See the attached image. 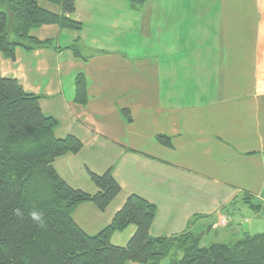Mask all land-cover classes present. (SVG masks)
Instances as JSON below:
<instances>
[{"label":"crops","instance_id":"0c3cea01","mask_svg":"<svg viewBox=\"0 0 264 264\" xmlns=\"http://www.w3.org/2000/svg\"><path fill=\"white\" fill-rule=\"evenodd\" d=\"M71 17L79 32L30 29L55 47L0 53V74L41 96L57 137L81 141L54 161L65 182L94 193L88 171L113 168L119 194L104 211L80 204L73 220L96 233L137 194L156 206L152 236L192 230L202 246L211 233L230 242L264 229V0H75ZM78 74L85 104L74 101ZM238 202L254 212L247 222L235 217ZM219 214H231L224 227Z\"/></svg>","mask_w":264,"mask_h":264},{"label":"trees","instance_id":"16d2710c","mask_svg":"<svg viewBox=\"0 0 264 264\" xmlns=\"http://www.w3.org/2000/svg\"><path fill=\"white\" fill-rule=\"evenodd\" d=\"M74 11L75 0H0V53L13 58L17 46L55 47L51 39L29 35L30 29L56 24L79 32L83 25L71 17ZM68 48L80 56L76 43ZM40 98L0 74V264H159L164 259L167 264H264V232L202 246L200 235L192 230L152 236L156 206L137 194H129L101 230L85 232L73 220L75 208L88 202L104 211L121 187L112 167L101 174L88 171L97 187L94 193L60 177L54 161L77 153L82 143L73 135H55L58 121L43 113ZM74 101H87L82 74L75 77ZM122 113L129 117L126 110ZM156 139L171 146L166 135ZM130 225L134 231L126 243L113 244L112 236Z\"/></svg>","mask_w":264,"mask_h":264},{"label":"rangeland","instance_id":"374dc122","mask_svg":"<svg viewBox=\"0 0 264 264\" xmlns=\"http://www.w3.org/2000/svg\"><path fill=\"white\" fill-rule=\"evenodd\" d=\"M41 4L43 5V6H45V2H41ZM48 4V3H47ZM49 5V4H48ZM10 38L11 39H14L15 38V35L14 34H10ZM243 206H245V205H243L242 203H240V202H238L237 203V209H236V213H235V217H239L240 215H241V219L243 220V218H252V216L254 215V212H253V210H252V208H249L248 206L247 207H243ZM238 208H239V210H238ZM220 215V214H219ZM219 215L217 216V219H216V222L218 221V218H219ZM249 220V219H248ZM238 221H236L235 223H237ZM133 225H130V226H128L127 228H125L123 231H120V232H117L119 235H125V233H127V232H129L130 230H131V227H132ZM216 226H218V227H220L221 225H218V224H216ZM221 227H224V226H221ZM260 230H262V231H260ZM252 231L253 232H264V229H257L256 231H254L253 229H252ZM251 234H255V233H251ZM210 236L211 237H208V238H211V239H209V241H206L205 242V244L206 245H208V244H210V242H216L215 241V238H214V235L211 233L210 234ZM123 237V236H122ZM123 238H125V237H123ZM122 238V239H123ZM207 238V239H208ZM125 240V239H124ZM119 241V242H123V243H121V244H125V242L126 241ZM230 239H223L222 238V240L220 241V242H228ZM217 242H219V241H217ZM115 245H119V244H115Z\"/></svg>","mask_w":264,"mask_h":264},{"label":"built area","instance_id":"2783aa9c","mask_svg":"<svg viewBox=\"0 0 264 264\" xmlns=\"http://www.w3.org/2000/svg\"><path fill=\"white\" fill-rule=\"evenodd\" d=\"M231 220V215L229 214H220L217 224L221 225V226H226ZM248 220L245 219V222H247Z\"/></svg>","mask_w":264,"mask_h":264},{"label":"clouds","instance_id":"9594fccd","mask_svg":"<svg viewBox=\"0 0 264 264\" xmlns=\"http://www.w3.org/2000/svg\"><path fill=\"white\" fill-rule=\"evenodd\" d=\"M33 215L35 216V213Z\"/></svg>","mask_w":264,"mask_h":264}]
</instances>
